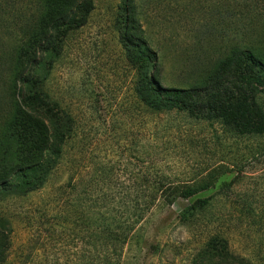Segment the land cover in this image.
Wrapping results in <instances>:
<instances>
[{
	"label": "rangeland",
	"instance_id": "374dc122",
	"mask_svg": "<svg viewBox=\"0 0 264 264\" xmlns=\"http://www.w3.org/2000/svg\"><path fill=\"white\" fill-rule=\"evenodd\" d=\"M63 3L75 22L65 33L52 32L57 57L40 72H50L47 91L62 122L71 118L73 135L44 189L0 201V215L10 222L5 264H76L82 234L64 213L78 183L85 182L88 207L105 197L115 209L112 202L155 168L168 182L184 183L220 167L227 173L215 190L155 208L126 246L123 264H264V149L255 153L264 138H238L177 112H150L137 99V68L128 57L144 43L158 59L151 75L165 88L186 86L233 45L264 41V0ZM41 4L0 0V62L17 37L29 35ZM212 195L210 208L182 222L185 207ZM215 236L223 242L210 243Z\"/></svg>",
	"mask_w": 264,
	"mask_h": 264
},
{
	"label": "trees",
	"instance_id": "16d2710c",
	"mask_svg": "<svg viewBox=\"0 0 264 264\" xmlns=\"http://www.w3.org/2000/svg\"><path fill=\"white\" fill-rule=\"evenodd\" d=\"M43 1L42 15L31 26L29 35L17 37L12 50L0 62V71L7 72L0 73V201L44 189L64 161L65 143L73 135L68 124L71 118L67 115L66 122H62L47 91L50 72L43 74L40 70L57 57L58 38L52 32L65 33L75 21L63 11V0ZM76 7L68 9L69 13ZM145 48L144 43H138V54L129 53L128 57L137 68V99L150 112H177L218 124L238 138H264V41L233 45L180 88H165L151 75L158 59ZM263 149V145L258 146L255 153ZM226 173L220 167L193 181L174 183L155 168L154 178L153 174L150 178L140 177L127 188L130 191L112 202L115 209L107 207L105 197L92 200L88 207L83 199L85 182L74 185L77 197L68 204L69 213L64 214L82 234L84 249L78 252L76 264H123L126 246L155 208L173 206L179 199L190 200L215 190ZM230 184L231 181L224 182L218 193L229 189ZM213 197L199 198L185 207L180 213L182 222L210 208ZM244 209L251 214V206ZM9 223L0 215V264L6 263L11 245L5 234ZM222 238L209 240L217 243L223 242Z\"/></svg>",
	"mask_w": 264,
	"mask_h": 264
}]
</instances>
